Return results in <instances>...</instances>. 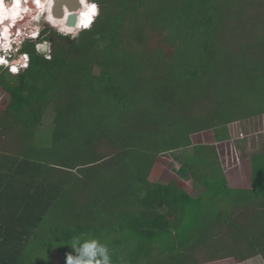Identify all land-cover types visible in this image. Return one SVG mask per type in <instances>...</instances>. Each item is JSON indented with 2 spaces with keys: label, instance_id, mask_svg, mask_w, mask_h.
Wrapping results in <instances>:
<instances>
[{
  "label": "trees",
  "instance_id": "16d2710c",
  "mask_svg": "<svg viewBox=\"0 0 264 264\" xmlns=\"http://www.w3.org/2000/svg\"><path fill=\"white\" fill-rule=\"evenodd\" d=\"M91 1L89 29H44L47 55L28 44L25 71L0 73V137L15 136L0 152V264H66L76 237L113 264L264 260V148L237 189L215 145L191 140L264 114V0ZM237 15L249 28L232 37ZM185 148L202 153L199 170L183 162L193 191L150 179L158 155Z\"/></svg>",
  "mask_w": 264,
  "mask_h": 264
},
{
  "label": "rangeland",
  "instance_id": "374dc122",
  "mask_svg": "<svg viewBox=\"0 0 264 264\" xmlns=\"http://www.w3.org/2000/svg\"><path fill=\"white\" fill-rule=\"evenodd\" d=\"M49 1L44 9H39L40 11L37 10L36 12V10L33 9V12L31 13H29L30 11H27L25 13L21 12V14H25L27 18H30L29 20L26 18L28 20L26 21V23L29 26L34 28L33 31H30V32H35V29L36 30L42 29V28L44 29L46 27V34L49 35V33H51L52 31H55L58 33L59 32L58 30L61 27L62 29H64V30H60L62 31L61 33L63 34H69L71 36H74V33H78L79 32L78 28L80 27L71 26L73 28L72 32H69L66 30L69 27L66 25V17L69 14V11L65 9V7L63 6L64 7V10H63L64 18L59 19V18L53 17L54 15L50 13V11L52 12L51 7L53 4V0H49ZM81 1H82L81 8L75 12L77 15L76 25L79 24L80 16L82 13L81 10L85 9L86 8L85 6L87 5V3H85V0H81ZM262 8H264V4ZM259 11L260 10L258 9L257 12L259 13ZM15 16L16 14H14L13 17ZM237 16L238 17L232 16L230 20L231 29L234 32V33L232 32V37L238 36L237 34L245 32L247 31V28H249L246 26L244 18L239 17V15ZM47 18L52 24H49L48 22L45 21L47 20ZM15 25L16 27H20V26H23L24 24L21 21V22L16 23ZM10 35H11L10 39H13L14 37L12 36V34ZM144 35L145 34L141 32L137 34V36L139 37H143ZM0 36H2L1 32H0ZM46 44L49 47V43L46 42ZM36 48L39 49V46L37 45ZM13 50H15V47L13 48ZM47 53L48 52H43L44 55H47ZM7 103H8V100H7L6 94H4V92L0 90V119L2 117V112L5 109ZM197 107L198 106H195L191 109L192 114H194ZM178 114L181 115L185 113H178ZM190 121L193 123L197 122L194 119ZM228 130H229L230 138L222 141V143L220 141L217 142L215 140L214 133L212 130H205V131L192 134L191 140L193 144H214L217 152H220L221 154L220 162L222 164L223 170H225L226 172L229 184L231 186H238V187L245 188V187H248L250 184V178H249L250 170H249L248 156L251 153L261 151V149L264 148V114L257 115V116L247 118V119H242L234 123H231L228 125ZM14 138L15 136L9 133L0 137V140H1L0 143L2 142V144L0 145V152L3 149V146H7V145H9L7 151H10L14 143ZM155 160H156L155 167H154L155 169H153L150 175L151 180L158 179L159 181L163 183H168L169 181L173 180L178 186L182 187L183 189L189 192L193 191L192 190L193 189L192 188L193 176H191L190 179L184 176L183 162L188 161L190 163H194L193 167L196 170H199L201 169L202 153L196 152L195 149L193 150L192 148H185L181 150H174L169 153L160 154L156 157ZM209 161L212 162V159H210ZM204 170H206L204 171L205 174L208 173V169H206V167H204ZM200 171H203V169ZM198 179L199 178L197 176L196 182H198ZM204 180L205 179L203 178V181ZM212 194L214 193H211V195ZM205 196H207V193ZM239 218L242 220L241 217ZM187 219L189 220V217L186 218V221ZM125 245H131V242L126 241ZM129 249H131L130 246H126L124 248L126 252L129 251ZM154 250H155V247H152V249L148 248L149 253L150 252L153 253ZM161 259L160 260H157L156 258L155 259L150 258L146 260L143 259L140 261V264H159L162 261ZM259 260H260V264H264V260L261 257L256 258L255 262L252 260L249 263L259 264L258 262ZM54 261H55V264H65V260L59 257H55ZM205 264H208V263H205ZM244 264H248V262H245Z\"/></svg>",
  "mask_w": 264,
  "mask_h": 264
},
{
  "label": "clouds",
  "instance_id": "9594fccd",
  "mask_svg": "<svg viewBox=\"0 0 264 264\" xmlns=\"http://www.w3.org/2000/svg\"><path fill=\"white\" fill-rule=\"evenodd\" d=\"M16 2H19V1L16 0ZM35 4H36V2L33 0L32 8L37 11L38 8H36L37 5H35ZM19 8H20V6H19ZM21 9H22V7H21ZM21 9H19V10H21ZM19 10H18L17 15L15 16L16 18L14 17L13 25L22 21V15H24V14H21V16H20ZM98 12H99L98 5L91 0H87L86 10L81 13L79 24L75 26V27H80V28H78V31L89 29L91 27V25L93 24L95 18L98 16ZM23 13H25V12H23ZM50 13H51V11H50ZM47 20H45V21L47 22ZM29 29H32L31 31H33L34 28L29 26L28 24H26V29H24V28L17 29L16 32H14V33L10 28L9 35L12 34V36L14 37L13 39L9 38L10 42L8 45L10 46V51L11 52L13 51V48H14L16 43L18 44V46L22 44V42H19L20 40L21 41L33 40V43H35V48L37 45L39 46V49L36 48L39 52H41V53L48 52V50H49L48 46H47L48 47L47 51H41L40 50L41 45H47L46 42H39L40 34L44 29H46V27L44 29L43 28L37 29V30L35 29V32H30V31H28ZM66 30L69 32H72L73 28L68 27ZM2 34H3V32H2ZM59 34L69 35V34H63V33H59ZM76 34H78V33H74V35H76ZM6 40H8V37L6 38ZM20 49L21 48L19 47L17 50H20ZM25 56H26V60H25L24 67L21 69L16 68L17 70L14 69V67H13L11 69L12 75H17V74L25 71V69L28 66V62H29V57H28L26 52H24L21 55V57H25ZM6 64H7V62H6ZM6 64H0V67H5ZM71 248L75 251V255L67 254L66 255V264H113L112 257L110 255V251H109L107 244L102 243L97 238L76 237V238H74V241H73Z\"/></svg>",
  "mask_w": 264,
  "mask_h": 264
},
{
  "label": "flooded vegetation",
  "instance_id": "af4514ba",
  "mask_svg": "<svg viewBox=\"0 0 264 264\" xmlns=\"http://www.w3.org/2000/svg\"><path fill=\"white\" fill-rule=\"evenodd\" d=\"M4 1H10V0H4ZM27 1V2H26ZM25 1V3L24 2H22L21 0L19 1V2H17L16 3V5H15V7H16V10H17V12H18V10L19 9H21V7H22V9L21 10H19V15L21 16V13L20 12H27V11H30L29 13H31V12H33V8H32V2H33V0H26ZM49 3H50V1H49ZM19 6H20V8H19ZM83 12V11H82ZM17 15V14H16ZM13 16H14V14H13ZM12 16V14H9V17H8V19L10 20H14V17ZM27 16L24 14V15H22V23L24 24L23 26H20V27H16V25H13V23L12 24H10V28H11V30L13 31V33L14 32H16V30L17 29H20V28H24V29H26V25L25 24H27L26 23V21H28L30 18H27ZM25 19V20H24ZM48 19V18H47ZM10 20V21H11ZM30 21H32V20H30ZM29 21V22H30ZM47 22L49 23V24H52L49 20H47ZM54 24V23H53ZM63 24V23H62ZM32 29H29L28 31H31ZM60 30H64V29H62L61 27L59 28V32L58 33H61L62 31H60ZM0 32L2 33V31L0 30ZM0 37H2V36H0ZM8 40H6V38H3V42L2 41H0V58H5L6 60H7V64H6V66L5 67H0V73L1 72H6V73H9V74H12L11 73V69L13 68V67H17L18 69H21V68H23L24 67V64H25V60H26V56L25 57H21V55L24 53V52H26L27 53V55H28V57L30 58V52L27 50V49H25L26 48V46L28 45V44H31V43H33V40H23V41H19V42H22V44L21 45H19L18 46V44L16 43L15 44V50H13L12 52L10 51V46L8 45L9 44V42H10V37H11V35H9L8 34ZM21 48L20 50H17L18 48ZM17 50V51H16ZM16 51V52H15ZM21 60V61H20Z\"/></svg>",
  "mask_w": 264,
  "mask_h": 264
},
{
  "label": "bare ground",
  "instance_id": "6f19581e",
  "mask_svg": "<svg viewBox=\"0 0 264 264\" xmlns=\"http://www.w3.org/2000/svg\"><path fill=\"white\" fill-rule=\"evenodd\" d=\"M18 1H20V0H18ZM34 1L36 2L35 5H37L36 8H38V10H39V9H44L46 7V5H47L49 0H34ZM22 2L25 3L24 0H22ZM16 3H17L16 0H10V1H7V2L4 1V0H0V30L3 32L2 37H0V41H2L3 38H7V35L10 32V24H12L14 22V20L12 21L10 19L11 20L10 21L8 19L9 14H12V16H13V14H17L18 13L17 10H16V7H15ZM85 10H86V8L82 9L81 11H85ZM16 68L17 67H14V69H16Z\"/></svg>",
  "mask_w": 264,
  "mask_h": 264
},
{
  "label": "water",
  "instance_id": "95a60500",
  "mask_svg": "<svg viewBox=\"0 0 264 264\" xmlns=\"http://www.w3.org/2000/svg\"><path fill=\"white\" fill-rule=\"evenodd\" d=\"M69 11V14L66 17V25L76 26L77 15L76 11L82 6L81 0H53V4L51 7L53 17L63 19L64 18V7ZM47 45H41V51H47Z\"/></svg>",
  "mask_w": 264,
  "mask_h": 264
},
{
  "label": "crops",
  "instance_id": "0c3cea01",
  "mask_svg": "<svg viewBox=\"0 0 264 264\" xmlns=\"http://www.w3.org/2000/svg\"><path fill=\"white\" fill-rule=\"evenodd\" d=\"M221 143H222V141H220ZM219 150V149H218ZM218 153V156H219V160H220V157H221V154H220V152H217ZM234 156V155H233ZM248 158H249V156H248ZM234 162H235V160H234ZM250 170V169H249ZM223 174H224V176H225V179H226V181H227V185L229 186V187H231V188H237V189H241V188H243V187H238V186H231L230 184H229V182H228V178H227V175H226V172H225V170H223ZM249 178H250V184H249V186L248 187H245V189H248V188H250L251 187V174L249 173ZM188 179H190V177L188 178ZM156 180H158V179H156ZM171 181H173V180H171ZM170 182V181H169ZM163 183V182H162ZM165 184H167V183H165ZM193 188V187H192ZM185 190V189H184ZM185 191H187V190H185ZM187 192H189V191H187ZM191 192V191H190ZM258 257H260V256H253V257H251V258H249V259H246V260H243V261H239V260H237V259H234V258H224V259H218V260H211V261H208V262H206V263H208V264H244L245 262H248V264H250L249 262L250 261H256V258H258ZM259 262V264H260V260L258 261Z\"/></svg>",
  "mask_w": 264,
  "mask_h": 264
},
{
  "label": "built area",
  "instance_id": "2783aa9c",
  "mask_svg": "<svg viewBox=\"0 0 264 264\" xmlns=\"http://www.w3.org/2000/svg\"><path fill=\"white\" fill-rule=\"evenodd\" d=\"M6 60L2 57V58H0V64H6Z\"/></svg>",
  "mask_w": 264,
  "mask_h": 264
},
{
  "label": "snow or ice",
  "instance_id": "6c2138e0",
  "mask_svg": "<svg viewBox=\"0 0 264 264\" xmlns=\"http://www.w3.org/2000/svg\"><path fill=\"white\" fill-rule=\"evenodd\" d=\"M85 3H87V0H85Z\"/></svg>",
  "mask_w": 264,
  "mask_h": 264
}]
</instances>
